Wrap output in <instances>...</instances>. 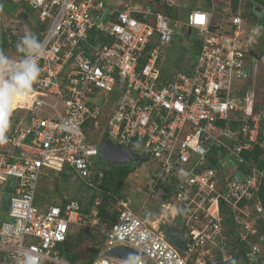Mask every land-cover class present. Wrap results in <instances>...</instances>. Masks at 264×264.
Masks as SVG:
<instances>
[{
    "label": "built area",
    "instance_id": "1",
    "mask_svg": "<svg viewBox=\"0 0 264 264\" xmlns=\"http://www.w3.org/2000/svg\"><path fill=\"white\" fill-rule=\"evenodd\" d=\"M10 1L34 14V26L43 25L37 38L45 47L40 76L13 108L7 139L0 142V264H23L25 251L34 264H75L61 259L59 246L80 228L103 238L89 264H128L129 258L104 255L118 246L135 251L136 264H210L216 256L227 262L232 253L221 202L245 244L246 261L264 264V236L257 228L263 207L254 198L264 164L242 156L257 148L264 162V84L255 85L264 80L262 4L196 0L172 20L155 0ZM188 30L198 44L192 67L164 78L160 60ZM4 33L3 53L18 59V42ZM43 106L50 110L40 115ZM95 130L131 152H149L147 161L155 165L145 202L133 207L130 198L118 199L111 223L96 210L88 218L76 201L39 206L41 179L65 166L71 179L99 189L104 165L101 142L90 137ZM237 170L243 173L238 180ZM4 193L10 195L6 210ZM168 227L190 238L185 251L165 238Z\"/></svg>",
    "mask_w": 264,
    "mask_h": 264
},
{
    "label": "trees",
    "instance_id": "2",
    "mask_svg": "<svg viewBox=\"0 0 264 264\" xmlns=\"http://www.w3.org/2000/svg\"><path fill=\"white\" fill-rule=\"evenodd\" d=\"M5 0H0V2H3ZM10 1V0H8ZM158 2L156 9L161 11L164 14H167L172 20L178 18V13L180 12V8H184V2L182 3V0H177L179 2V7H169L164 4H160V0H155ZM191 1V0H190ZM196 1V0H192ZM258 4H262L264 7V0H257ZM201 7L205 8L204 2H201ZM198 4H194L190 8H193L197 6ZM252 2L247 1L245 3V6L252 7ZM158 7V8H157ZM24 12L28 14V11L24 9ZM252 13L256 15L257 11L255 12V9H253ZM43 29L42 24H35L34 30L37 36V32H40ZM14 44L17 43V39L15 37H12ZM7 39L5 38V33L0 34V52H6L7 50ZM198 48L197 41L194 40L193 42V48L190 50L191 58L194 60V56L196 54ZM145 59L142 58L140 60L141 65L144 63ZM178 67V64H177ZM192 67V63L184 68L180 69L179 72L188 73ZM161 68V74L164 78H170L175 73H170L169 69H166L164 67ZM90 137L94 138V143H97L96 140H99L100 142H103L107 138V133L102 132L101 130H95L91 131ZM262 152L258 150L257 148H253L250 152H243L242 156L245 159H253L258 163V166L261 167L264 162L260 160V154ZM104 165V177L103 181L99 187L98 190H92L91 188L85 186L83 182H80L82 186H85V190L89 192L88 200L83 203L82 199L80 197H66L62 196L60 194L59 201H55L54 199L50 198V191H48L47 187V181L52 178L53 176L57 178L58 183L54 185L53 191L55 193H60V185H64L65 183L69 182L71 180L73 174L71 172V169L68 167H64L61 172H55V171H49L46 176H43L41 179L40 185H39V191L36 197V203L39 206H43L46 202L49 204L54 203H61L66 204L70 201H76L79 205V210L81 213L88 216V218L92 217V211L96 210L97 217L101 220H107L108 222H113L116 218V210L113 208L112 204L116 203L118 199L123 198L127 199L128 197L122 194V188L124 185L125 179L128 177L129 174L133 173L135 170L134 165L132 164H121L119 166L116 165H109L106 162L102 161ZM55 174V175H54ZM154 167L151 172V178L154 176ZM146 191L144 193L146 194L149 189V184L144 185ZM143 187V190H145ZM254 198L259 200V202L262 204L263 207V216H260L257 219V228L258 232L264 236V181L261 182L258 191L254 193ZM52 197V196H51ZM98 197L100 202L98 204H95V198ZM220 209L223 213V219H222V225H223V234L226 242V246L231 249L232 257L227 262H222L219 260V257L216 256L215 260L211 262L210 264H249L244 256V249L245 244L242 242H239L237 240V237L235 235V225L234 220L229 215V210L225 204L220 203ZM102 243L103 238H100L98 236H94L90 234L85 229H78L76 231H71L67 235L66 240L60 244L59 249L61 253L63 251L68 253V258L70 261H76L80 262L81 264H89V262L95 258L102 249ZM264 246V241H263ZM76 247H87L90 249V253L86 254L87 256H84V260L80 259V256L77 252L73 251Z\"/></svg>",
    "mask_w": 264,
    "mask_h": 264
},
{
    "label": "rangeland",
    "instance_id": "3",
    "mask_svg": "<svg viewBox=\"0 0 264 264\" xmlns=\"http://www.w3.org/2000/svg\"><path fill=\"white\" fill-rule=\"evenodd\" d=\"M183 2L184 8H180V12L183 15L187 13L191 6L197 4V1L192 0H182V3ZM22 8L26 9L22 3H15L8 0L0 2V34L2 31H5L6 34L10 36V38H16L18 36L19 39L26 32H31L35 34V16L34 14L30 13L29 10L26 9L28 11L27 18L19 19L18 14L22 10ZM259 15L264 16V10H262ZM194 40V33L187 34L183 31L178 33L175 39H173L171 44L165 50V53L160 60L161 67L169 69L171 74L179 72V68L184 69L188 67L193 62L190 50H192L193 48ZM260 79L258 82H255V85L257 87H263L264 80L261 81L262 79ZM56 98L51 99L48 97H44V100L47 102H54ZM57 109L61 110L62 108L60 105H57ZM44 110L49 111L50 108H48L47 106H43L41 108L40 115L44 114ZM126 164L134 165L135 170L133 173L129 174L128 177L125 179L122 188V194L130 198L133 207H138L145 202L146 194L144 193V191H146V189L144 185L149 183L151 172L155 163L152 159H150L149 161L144 162L141 165H137L136 162H128ZM46 183L48 191H50V198L54 199L55 201H59L60 194L66 197H80L83 203L88 200L89 192L85 190V187L82 186L80 180L71 179L64 185H60L59 194L58 192L55 193L53 191L54 185L57 183L59 185V182L56 177L53 176ZM143 187L145 190H143ZM174 222L178 225H182L179 220H175ZM163 227L166 226L163 225ZM181 228L182 227H180V229ZM73 251L79 254L81 260H84V256H87L86 254L90 253V249L87 247H76L73 249ZM67 255L68 253L63 251L61 253V259L70 263H77L76 261H70Z\"/></svg>",
    "mask_w": 264,
    "mask_h": 264
},
{
    "label": "clouds",
    "instance_id": "4",
    "mask_svg": "<svg viewBox=\"0 0 264 264\" xmlns=\"http://www.w3.org/2000/svg\"><path fill=\"white\" fill-rule=\"evenodd\" d=\"M44 43L31 32H26L19 40L16 48L22 55L11 59L0 52V142H5L11 112L18 98L33 89L38 80L41 67L38 57L44 51ZM23 264H34L30 251H25ZM128 264H136L135 258L129 257Z\"/></svg>",
    "mask_w": 264,
    "mask_h": 264
},
{
    "label": "water",
    "instance_id": "5",
    "mask_svg": "<svg viewBox=\"0 0 264 264\" xmlns=\"http://www.w3.org/2000/svg\"><path fill=\"white\" fill-rule=\"evenodd\" d=\"M21 18L25 19L26 14H22ZM190 30H188V34ZM256 56V54H254ZM98 158L103 160L109 165L119 166L128 162H136L137 165H141L144 162H147L149 158V152H143L142 154H137L131 152L127 148L121 147L119 145L113 144L109 139H105L98 146ZM242 170H237L235 173V179L238 180L242 176ZM9 193H4L3 199L1 202V209L6 210L8 207ZM165 238L174 244L179 249L185 251L186 244L190 243L191 240L185 234L184 230H177L176 228L168 227L163 232ZM104 255L117 256L121 258L135 257V251L125 248L122 246L111 248L104 252Z\"/></svg>",
    "mask_w": 264,
    "mask_h": 264
},
{
    "label": "bare ground",
    "instance_id": "6",
    "mask_svg": "<svg viewBox=\"0 0 264 264\" xmlns=\"http://www.w3.org/2000/svg\"><path fill=\"white\" fill-rule=\"evenodd\" d=\"M26 98H27V94L24 95L23 97L18 98V100L14 103L13 108H15V106L17 105L18 102L25 101Z\"/></svg>",
    "mask_w": 264,
    "mask_h": 264
},
{
    "label": "crops",
    "instance_id": "7",
    "mask_svg": "<svg viewBox=\"0 0 264 264\" xmlns=\"http://www.w3.org/2000/svg\"><path fill=\"white\" fill-rule=\"evenodd\" d=\"M22 14H26V18H27V15H28V14H27L26 12H24V9H22V10L19 12V14H18V18H19V19H23V18H21V15H22ZM26 18H25V19H26Z\"/></svg>",
    "mask_w": 264,
    "mask_h": 264
}]
</instances>
